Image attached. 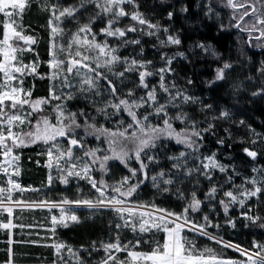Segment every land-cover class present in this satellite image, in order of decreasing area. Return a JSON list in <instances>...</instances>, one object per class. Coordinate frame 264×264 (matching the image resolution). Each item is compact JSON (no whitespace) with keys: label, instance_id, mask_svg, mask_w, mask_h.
<instances>
[{"label":"trees","instance_id":"1","mask_svg":"<svg viewBox=\"0 0 264 264\" xmlns=\"http://www.w3.org/2000/svg\"><path fill=\"white\" fill-rule=\"evenodd\" d=\"M199 1L136 0L138 10L144 17L153 24L159 23L161 29L168 28V34L180 40L178 45L161 46L159 39L139 31L129 32L125 38L121 39L129 41L139 39L140 44L122 45L121 39L99 34L100 29L106 25L107 16L97 18L92 24L93 32L98 34V41H107L111 47L117 48L116 54L121 58L151 61L149 69L153 72L165 67L166 62L161 59L162 56L173 58L171 74L178 85L187 95L196 98V103L201 106L210 105L211 107L208 108L212 111H207L204 119L201 116L197 117V122L201 120V124H196L198 130L202 131L209 124L213 127L208 132H202V139L198 140V151L194 155L189 154L191 160L188 162L186 158H182L179 161L182 165L180 169L173 168V164L177 161L169 157L179 156L181 152L191 153L192 150L181 148L170 139L159 140L155 148L147 150V155H142V159L148 165L146 170L148 178L144 179V175L139 174L137 178L130 180V183H136L137 180L144 182L139 185L127 204L134 207L137 204L149 206L154 204L169 211L181 212L190 201L192 192L195 191L202 203L198 211L189 213V218L197 224H203L204 217L207 216L212 225L207 227L208 233L224 242L250 249L254 241L264 244V227H261V224H264V191L247 199L243 207L238 203L231 204L227 214L220 200H227L223 196L224 191H240L239 188H234V185L253 189L251 183H245L246 179L256 178L258 181L256 186L264 189V171H262L264 170V71H261L264 69V38L258 41L256 37L259 36V31H241L234 26L244 9L234 10L228 7L227 0H205L207 9L222 16V21L216 23L200 14ZM247 2L258 9L261 8L257 0H247ZM56 3L64 7L75 6L79 9L75 19L66 18L62 21L61 26L64 28L62 37L64 38H69L70 33L75 32L79 25L88 23L89 19L99 11L94 4L86 3L84 7H80L81 0H30L29 6L23 13L22 23L26 33L37 39V43L31 45L33 49L31 57L40 61V65L36 73L27 79L29 83H32L30 91L33 100L40 98L49 100L42 112L33 114L31 117L33 123L40 116H47L51 121L56 115L54 108L57 102L48 95L49 70L45 65L50 59L48 20L51 16L45 8ZM125 10L131 12L135 9L132 5H127ZM248 10L251 11V8ZM169 13H172L171 18L168 16ZM3 19L4 17L0 14V22ZM239 23L241 27L250 28L254 23V17H245V20ZM132 24H135L137 28L141 27L129 17L121 18L117 26L126 28ZM257 27L261 26L257 25ZM2 33L3 29L0 27V38ZM141 50H143L142 54ZM179 53H183L184 57L178 55ZM225 63L230 64L231 67L225 71L224 79L216 80V69L222 68ZM124 67L117 64L113 71H123ZM109 78L116 85L121 97L126 96L129 89L135 90L137 98L145 95V89L138 86L137 72H127L124 78L110 75ZM157 79L156 75L147 77L150 88L156 85ZM189 80H191L190 84ZM105 84L101 81V86ZM257 92L261 94L253 95ZM85 98L89 103L81 98L69 99L64 109L69 113L83 111L88 114L90 122L92 117H95L97 126L102 125L100 121L102 115L97 114L93 100ZM25 111H31V109L26 107ZM139 111L143 115L146 110ZM221 111H227L230 114L229 117L219 118ZM179 112H183V109H178L177 114ZM109 113L110 122L103 123L109 129H115L120 121H123L125 125L129 122L123 112L113 115L112 110L109 109ZM214 117L217 119H213ZM84 119V116H78V121L82 125ZM151 119L153 123L157 122L154 117ZM240 121L244 123L241 124ZM173 127L178 126L173 124ZM76 133L78 137H83L86 148L101 145L102 139H97L94 135H85L83 127L76 129ZM219 140H223L224 143L219 144ZM60 145L66 149L67 141H62ZM49 147L50 144L37 142L26 147H18L14 151L19 155L17 162L19 175L16 183L24 191L14 190L15 196L11 199L14 207L11 215L4 209H0V223H8L11 220L15 225L11 229L0 228V264H5L8 260L9 233L17 242L11 245L14 253L13 264H53L54 261L59 264V257L55 254V250L48 246L53 242H62L72 247L84 264H99V261L106 256L103 249L99 247L100 242L114 241L117 233L123 243L129 241L135 243L136 240H141L142 243L135 249L136 251L150 252L156 241L163 243V232L152 230L140 233L133 232L130 228L116 229L115 225L122 224L123 221L112 209L76 211L74 213L79 217V223L69 222L68 227L56 226L53 233L51 218L53 215L59 217L60 211L30 209L25 205L40 204L41 201L58 202L64 198L95 200L96 196L92 194V190L84 180L77 184L73 182L63 184L55 178L49 183L48 168L44 160ZM245 148L256 151L257 156L255 158L247 156L244 152ZM213 153L216 160L226 167V172L222 173L213 169L211 180L196 172L190 176L186 175L188 169H194L199 165L200 161L197 157L209 156ZM153 155L155 160L149 162L147 157ZM128 166L139 169V164L135 162L128 163ZM95 168V179L99 181L103 178L108 185H114L124 176H131L128 168L116 160L107 162L106 174L99 170L98 164ZM160 172H164V178H171L173 183L165 185L158 180L159 188L154 186L151 177ZM182 173H185V177ZM229 177H231L230 181ZM213 186L217 187L218 191L214 197H208L207 194ZM165 188L167 191L164 190ZM181 193L188 200L181 199ZM17 201L20 203L17 204ZM143 210L152 211L151 207L141 211ZM244 213L260 219L252 223L245 218ZM229 220L233 221L234 226L228 222ZM182 235L192 241L198 250L211 248L218 257L223 259L240 260L241 258L232 248H226L223 244L216 243L215 240H210L197 232L185 230ZM23 241L35 243H22ZM93 242H96L99 250L92 249ZM116 255L121 260L127 257L126 252L116 253ZM62 256L67 264H76V260L66 250L62 252Z\"/></svg>","mask_w":264,"mask_h":264},{"label":"snow or ice","instance_id":"2","mask_svg":"<svg viewBox=\"0 0 264 264\" xmlns=\"http://www.w3.org/2000/svg\"><path fill=\"white\" fill-rule=\"evenodd\" d=\"M30 0H0V14L4 17L0 22V27L3 29L2 38H0V155L5 159L0 163V170L8 174L9 168L12 167L19 157L14 154L18 147H26L30 144L43 142L50 144L47 151L48 168L55 167L60 171V182L67 184L70 177H78L86 179L92 188L98 194L95 200L93 199H77L70 200L64 198L58 202H44L41 205H46L51 208H59L60 216H52L51 222L53 224L52 231L55 233L56 226L68 227L69 222L79 223V217L71 212L65 205H85L89 208L106 207L115 211L119 219L123 223H117L116 229L130 228L133 232L139 231L146 233L152 230L156 232H163V243L155 242V246L150 252L136 251L142 243L141 240H136L135 243L129 241L123 243L117 233L114 241L100 242L99 247L103 249L106 254L105 258L99 261V264H264V244L254 241L250 249L242 248L240 245L224 242L217 239L212 234L206 231L207 227L212 226L209 218L204 217L205 223L197 224L189 218L190 212H196L200 209L202 201L197 198L196 192L193 191L191 199L181 212H173L164 208H159L156 205L137 204L135 207H128L127 202L130 197L137 191L143 180H137L136 183H130L138 177L139 174L144 175L147 179L148 165L142 159V155H147V150L155 148L157 142L161 139H174L176 143L182 144L185 148L192 150L191 153L181 152L179 156L169 157V159L177 161L173 164V168L180 169L182 165L179 161L186 158L189 154H195L198 149V140L202 139V132H208L213 125L209 124L207 128L202 131L198 130L195 122H192L189 127L177 130L173 127V120H179L181 123H187V113L179 112L176 116H170L168 107H179V102L196 103L197 99L186 94L184 90L179 89L173 82L169 85L165 79V73H171L172 59L162 56L161 59L166 62V66L155 72L149 69L151 61H143L138 59H129L128 57L121 58L116 53L117 48L111 47L107 41L100 42L97 40V33L93 32L92 24L101 17L107 16L106 25L100 29V35L105 37H113L116 39L125 38L129 32H141L149 36H155L161 30L168 33L167 28L161 29L159 23L153 24L146 19L144 15L138 10L136 0H81L80 7L87 4H94L97 11L91 17L88 23L79 25L75 32L69 34L67 43H58L57 38L64 35V28L61 26L62 21L66 18L75 19L76 13L79 9L75 6H61L59 3L49 5L45 8L51 13L48 20V27L50 29V44L48 66L52 70L50 79H58L61 76L64 78V86L71 87L68 77H79V91L81 93H88L94 96L101 97V102L93 101V106L96 108L98 115H102L107 120L109 118V109L112 110L113 115L126 113L130 117V121L125 125L120 121L115 129H109L104 125L95 123V117H92V122L88 120V114L81 111L80 113L66 112L62 105H57L54 108L56 112L55 123H52L47 116H40L35 123L32 122L31 117L34 113L43 111V105L49 103L48 99L40 98L33 100L30 90L25 91L23 88L22 76L26 74H35L38 64L33 62L25 64L22 60L24 52L33 51L31 45L37 43V39L31 35H25V28L23 26V13L29 6ZM261 4L258 9L255 5L248 4L247 0H227V6L234 9H244L239 16V20L234 25L240 28L241 31H259V36L256 40L264 38V2L257 0ZM132 5L135 10L128 12L126 6ZM251 8V11L248 9ZM171 18L172 13L168 14ZM254 17V23L250 28L241 27L239 21H244L245 17ZM129 17L131 21L136 22L141 27L137 28L135 24L129 25L126 28L118 27L121 18ZM235 18V17H234ZM257 25L261 27H257ZM159 38V37H158ZM122 45L140 44L139 39L127 40L121 39ZM180 40L171 34L167 35V39H160L161 46L167 44L178 45ZM203 47V45H201ZM143 50H141L142 54ZM95 53V55H93ZM215 54V53H213ZM184 57L183 53H179ZM117 64L124 65V70L114 72L113 69ZM94 65V66H93ZM231 67L230 64L225 63L222 68L216 69V80L224 79V74L227 69ZM100 69H107V72L112 76L124 78L127 72H137L139 76V87L145 89V95L136 97L135 90L129 89L126 96L121 97L118 93L116 85L113 83L109 75ZM264 71V69H261ZM159 75V89L167 94V103L161 104L157 97V88L155 86L149 87L147 77ZM101 81L106 83V87H101ZM214 82V81H213ZM191 83V80L188 81ZM175 89V91H173ZM104 92L109 94L107 100L103 99ZM258 93H253L257 95ZM51 99L59 100L61 97L55 94V91L50 89ZM69 94L67 99H71ZM103 106H100V104ZM30 108L31 111H25V108ZM205 107H211L207 105ZM140 109H145V114L141 115ZM151 109V111H147ZM227 111H221L219 118H228ZM78 116H84L83 125L78 121ZM157 118V122L153 123L152 117ZM213 119H217L214 117ZM67 121V122H66ZM241 124L244 121H240ZM29 125L30 130L27 132H17L14 128L20 125ZM83 127L85 135H94L97 139L103 138L108 145L103 156L97 155L98 148H86L83 137H78L76 129ZM66 138L67 148H63L57 143L58 138ZM223 144V140L218 141ZM255 143V141H253ZM132 147L129 148L128 145ZM82 150L83 155H76L75 149ZM244 152L255 158L256 151H251L248 148ZM108 153H111L110 155ZM135 157L139 163V169L128 166V161ZM149 162L155 160V156L147 157ZM199 165L194 169H188L186 175H191L193 172L204 175L209 180L212 179L211 171L218 169L220 172H226L224 165L220 164L215 157V153L209 156L197 157ZM109 160H118L123 164L131 176H124L114 185H108L107 182L101 178L96 180L91 173L96 170L95 166L98 164L99 170L102 173H107V162ZM64 162L63 165L61 162ZM7 165V167H5ZM254 171H256L254 169ZM264 171V170H262ZM13 175H19V169L16 168ZM165 173L160 172L151 177L154 186L159 188L157 181H162L165 185L173 183L171 178L165 179ZM53 177L49 175L48 181L51 183ZM231 177H229V181ZM9 188L7 189L11 200V192L13 190H21L20 185L14 180L7 181ZM245 183H251L253 189H248L243 185L233 186L239 188L240 191L227 190L223 192V196L227 198L221 199L220 204L223 206L225 214L228 213L231 204H240L242 207L245 201L250 197H255L264 189L256 186L258 181L256 178L250 180L246 179ZM167 191V188L164 189ZM5 189L0 188V193ZM217 187L213 186L208 197H214L217 193ZM181 199L188 200L183 193L180 194ZM17 204L20 201L16 202ZM0 206H3V200L0 199ZM151 207L152 211L141 209H148ZM5 211L11 215V208H4ZM247 220L256 223L260 218L252 217L247 213L243 214ZM234 226L233 221H228ZM15 227L12 221L8 223H0V228L11 229ZM218 227V225H216ZM264 227V224H261ZM187 230L190 232H197L200 235L207 236L210 240H215L216 243L223 244L226 248H232L238 252L243 260L237 259H223L218 257L211 248H204L198 250L192 241L187 239L182 233ZM17 243L9 233V248L8 260L5 264H13V250L11 245ZM22 243H35L34 241H23ZM55 250V254L59 257V264H67L63 259L62 252L64 250L76 260V264H84V261L77 255V252L70 246L62 242H53L48 245ZM93 250H99L96 242L92 244ZM126 252L127 257L121 260L116 253ZM53 264H57L56 261Z\"/></svg>","mask_w":264,"mask_h":264},{"label":"rangeland","instance_id":"3","mask_svg":"<svg viewBox=\"0 0 264 264\" xmlns=\"http://www.w3.org/2000/svg\"><path fill=\"white\" fill-rule=\"evenodd\" d=\"M199 11H200V14L203 17L210 18V19H212L216 23H219V22L222 21V16L220 14L213 13L211 10L207 9L206 4H205V0H200L199 1ZM24 34L25 35H28L26 33V29H25V33ZM167 35H168V33H164L161 30L154 37L157 38V39H159V40L162 39V38H165V40H166L167 39ZM68 39L69 38L58 37L57 38V42L58 43H64V44H66ZM31 54H32L31 51L30 52H24L23 53V56H22L23 62L25 64H31L33 62H36L38 64V66H39L40 65V61H38L35 58L33 59V57H31ZM93 55H95V53H93ZM45 65H46V67L49 70V81H48V83H49V91H48L49 98H50V89L54 90L55 91V94L57 96H60L61 97L59 100L54 99L57 102V105H62L63 107H65L66 102H68V100H69V99H67V96L69 94H71L72 98H81L82 100L86 101V103H89V101H87V99L85 97H88L90 101L93 100V101H96V102H101V97L94 96V95L88 94V93H81L78 90L79 89V84H78L79 77H75V76H69L68 77V80H69L70 84L72 85L71 87H65L64 86V78H63V76H61L60 78L55 79V80L50 79L51 71L52 70L49 68L48 63H46ZM37 68H36V71H37ZM100 71L105 72L106 75L112 76L110 73L107 72V69H100ZM30 75H32V74H26V75H24V76L21 77V79L23 80V85L22 86H23V88H24L25 91L31 90V88H32V83H29V79H27V78H29ZM156 76L158 77L157 82H156V85H155V87L157 88L158 101L161 104L167 103L168 96H167L166 93H164L162 90L159 89V75H156ZM114 77H116V76H114ZM116 78H118V77H116ZM165 79H166V82L169 85H171L174 82L176 84V86L179 89L182 90V88L178 85V83L176 82V80L174 79V77L172 76L171 73H165ZM27 85H28V87H27ZM101 87L102 88H105L106 87V84L104 86H101ZM173 91H175V89H173ZM257 93H258L257 96H259L261 94L260 92H257ZM108 97H109V94L107 92H104L103 99L104 100H107ZM46 106H47V104L43 105V109H45ZM100 106H103V104L101 103ZM180 108L183 109V112L184 113H187V116H188L189 119H188L187 123H181L179 120H173L172 121L173 124H177L178 127L177 128L174 127V128H176L178 131L181 130V129H184V128L188 127V126H190L192 122H195L196 124L197 123L198 124H201V120H199V122H197V119H198L197 117L198 116L199 117L201 116V118L204 119V117H206L205 116L206 115L205 113L207 111L208 112H212L210 108H208V107L206 108L203 105L201 106L198 103H183V102H179V107H172L171 105L168 107V113H169V115L170 116H173V117L176 116L177 115V110L180 109ZM124 114H125V117L130 121V117H128L126 113H124ZM207 115H208V113H207ZM153 117L155 118V120H157V118L155 116H153ZM55 118H56V115H54V118H52V120H51L52 123H55ZM100 121H102V123L100 122L102 125H104L103 124L104 122H107V123L110 122V120L109 119L106 120L104 116H101L100 117ZM109 125H111V124H109ZM29 130H30V126L27 125V124L20 125L19 127L14 128V131H17V132H27ZM101 139H102L101 145L100 146H97L95 148H98V149L101 150V151H99L97 153V155L103 156L105 154V151L104 150H106L108 148V145H107V143L105 141H103V138H101ZM170 140H172L173 142H175V145H178L181 148H185L184 145L176 143V141L174 139H170ZM62 141H67V140H66V138L61 137V138H58L57 143H59V145H60V144H62ZM60 146L62 147V145H60ZM128 147L131 148L132 145L129 144ZM74 151H75V154L76 155H83L82 150L79 149V148H76V150H74ZM14 154L19 157V155L17 153L14 152ZM108 154L110 155L111 153H108ZM4 159L5 158L2 155H0V163H3ZM186 159L189 162L191 160V157L188 155L186 157ZM44 160H45V162L47 164L48 163L47 153L44 156ZM116 161H118V160H116ZM17 162L18 161H16L15 164L12 167L9 168L8 174H5L2 170H0V188L5 189V191L3 193H0V199L3 200V206H0V209H4L5 207L13 209V207H14L12 201L8 199L9 193H8L7 189L10 186L7 183V181L9 179H12V180H14L16 182V179H17L18 175H13V172L17 168ZM130 162L138 163L135 160V157L134 156L132 157V159H130L128 161V163H130ZM63 163L64 162L62 161L61 164L63 165ZM5 167H7V165H5ZM217 171H219V170L217 169ZM94 173H95V171H93L91 173V175L93 177H94ZM182 174L185 177V173H182ZM49 175H51L53 177V180L55 178H57L58 180H60L59 177L61 176V173H60V171L54 165L53 168H51V169L48 168V177H49ZM81 180L86 181L87 185L90 187V190H92V194L93 195L95 194V196L97 197L98 194L95 192V190L92 188L91 184H89L86 179H80L78 177H70L69 178V182H73L74 184H77ZM13 196H15V191L14 190L11 192V199L13 198ZM18 206H20V205H18ZM25 206L29 207L30 209H50L48 206L41 205V204H33V205H25ZM126 206H128V207H134V206H131L129 204H127ZM64 207L65 208H68L71 212H76V211H79V210L111 209V208H106V207L89 208V207H87L85 205L77 206V205H74V204L73 205H65ZM51 209H55L57 211H60L59 208H51ZM240 257H241L240 260L245 259L242 256H240Z\"/></svg>","mask_w":264,"mask_h":264},{"label":"flooded vegetation","instance_id":"4","mask_svg":"<svg viewBox=\"0 0 264 264\" xmlns=\"http://www.w3.org/2000/svg\"><path fill=\"white\" fill-rule=\"evenodd\" d=\"M248 156V155H247ZM250 157V156H249Z\"/></svg>","mask_w":264,"mask_h":264},{"label":"water","instance_id":"5","mask_svg":"<svg viewBox=\"0 0 264 264\" xmlns=\"http://www.w3.org/2000/svg\"><path fill=\"white\" fill-rule=\"evenodd\" d=\"M252 158V157H251Z\"/></svg>","mask_w":264,"mask_h":264}]
</instances>
